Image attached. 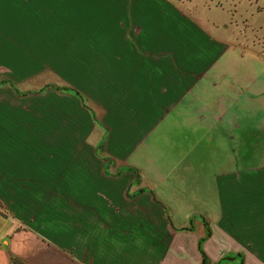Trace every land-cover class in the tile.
Listing matches in <instances>:
<instances>
[{
    "label": "crops",
    "instance_id": "1",
    "mask_svg": "<svg viewBox=\"0 0 264 264\" xmlns=\"http://www.w3.org/2000/svg\"><path fill=\"white\" fill-rule=\"evenodd\" d=\"M178 1H56L92 30L62 57L81 62L97 164L51 181L0 164V264H264V75Z\"/></svg>",
    "mask_w": 264,
    "mask_h": 264
},
{
    "label": "rangeland",
    "instance_id": "2",
    "mask_svg": "<svg viewBox=\"0 0 264 264\" xmlns=\"http://www.w3.org/2000/svg\"><path fill=\"white\" fill-rule=\"evenodd\" d=\"M56 1L0 0V164L17 168L18 181L58 180L60 171L97 164L86 141L92 127L87 110L92 105L81 93V84L78 89L75 86V81L82 78L73 64L80 66L81 62L62 57V53L81 52L83 40L90 38L92 30L79 26L81 22L75 16L80 14L58 12L64 6ZM185 2L191 7L199 6L208 16L216 14L220 23L227 25L220 32L243 43L235 49L239 73L252 70L264 75V0ZM252 46L263 54L251 53ZM230 55L233 52H228L224 60ZM56 87L69 90L60 93ZM71 87L79 90L82 97ZM251 100L263 102L264 95ZM213 156L211 150V168L216 169ZM149 160L142 158L139 165L152 164ZM208 175L213 186L215 174ZM67 177L66 174V180ZM2 191L7 197L14 191L17 196H42L48 189Z\"/></svg>",
    "mask_w": 264,
    "mask_h": 264
},
{
    "label": "trees",
    "instance_id": "3",
    "mask_svg": "<svg viewBox=\"0 0 264 264\" xmlns=\"http://www.w3.org/2000/svg\"><path fill=\"white\" fill-rule=\"evenodd\" d=\"M11 84L14 86V82L13 81H11ZM74 91H75V93L78 95V96H81V93H80V91L79 90H77L76 88H74V87H71ZM64 89V90H63ZM56 90L58 91V92H60V93H63V91H68L69 90V88H60V87H56ZM82 97V96H81ZM203 255H204V264H211V262H209V259L207 258V256H206V254H205V252L203 251ZM226 258V257H225ZM225 258H223V259H225ZM216 264H220V262L219 263H216Z\"/></svg>",
    "mask_w": 264,
    "mask_h": 264
},
{
    "label": "flooded vegetation",
    "instance_id": "4",
    "mask_svg": "<svg viewBox=\"0 0 264 264\" xmlns=\"http://www.w3.org/2000/svg\"><path fill=\"white\" fill-rule=\"evenodd\" d=\"M256 37L259 39V36L258 35ZM253 38H254V40H256L255 37H253Z\"/></svg>",
    "mask_w": 264,
    "mask_h": 264
},
{
    "label": "water",
    "instance_id": "5",
    "mask_svg": "<svg viewBox=\"0 0 264 264\" xmlns=\"http://www.w3.org/2000/svg\"><path fill=\"white\" fill-rule=\"evenodd\" d=\"M35 93H36V94H38V93H39V91H36Z\"/></svg>",
    "mask_w": 264,
    "mask_h": 264
}]
</instances>
